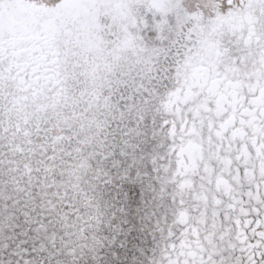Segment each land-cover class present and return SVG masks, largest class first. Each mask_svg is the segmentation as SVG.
Segmentation results:
<instances>
[{"label":"snow or ice","instance_id":"snow-or-ice-1","mask_svg":"<svg viewBox=\"0 0 264 264\" xmlns=\"http://www.w3.org/2000/svg\"><path fill=\"white\" fill-rule=\"evenodd\" d=\"M114 195L141 264H264V0H0V264L95 257Z\"/></svg>","mask_w":264,"mask_h":264},{"label":"trees","instance_id":"trees-1","mask_svg":"<svg viewBox=\"0 0 264 264\" xmlns=\"http://www.w3.org/2000/svg\"><path fill=\"white\" fill-rule=\"evenodd\" d=\"M112 203L115 215L102 230V236L106 237L103 247L99 248L95 257L91 254L82 256L79 264H97L99 261L106 264L108 256L117 260L118 264H141L142 260L147 259V255H151V221L147 218L151 209L147 206V197L138 198L135 203H128L120 196L114 195ZM121 209L124 210L123 213ZM142 248L147 255L141 253ZM112 253L115 255L112 256Z\"/></svg>","mask_w":264,"mask_h":264},{"label":"rangeland","instance_id":"rangeland-1","mask_svg":"<svg viewBox=\"0 0 264 264\" xmlns=\"http://www.w3.org/2000/svg\"><path fill=\"white\" fill-rule=\"evenodd\" d=\"M115 249H117V248H115ZM100 262H101V261H99V262H96V263H97V264H101Z\"/></svg>","mask_w":264,"mask_h":264}]
</instances>
